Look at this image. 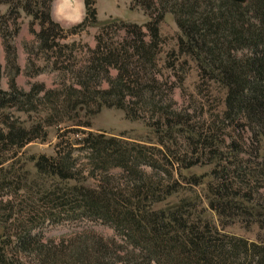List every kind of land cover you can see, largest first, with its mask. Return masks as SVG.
Segmentation results:
<instances>
[{"label":"trees","instance_id":"1","mask_svg":"<svg viewBox=\"0 0 264 264\" xmlns=\"http://www.w3.org/2000/svg\"><path fill=\"white\" fill-rule=\"evenodd\" d=\"M53 1L0 0V5L9 6L4 23L16 21L19 10L33 17L42 27L37 36L41 46L50 51L58 38L53 30L59 27L50 16ZM133 1L153 15L145 26L147 36L137 25H124L132 33L131 39L117 46L98 39L89 66L76 74L78 90L70 87L48 92L39 100L42 88H32L28 94L0 90V197L10 198L7 203L0 200V211L10 207L22 191L15 166L4 168L9 163L4 153L38 139L40 130L38 126H17V120L12 121L2 111L13 107L21 112L34 111L35 104H45L48 99L51 116H61L88 102L127 109L133 98L154 91L142 84L140 72L152 66L163 42L159 25L166 13L173 15L181 34L177 58L191 59L202 81L224 89L223 112L193 125L187 114H176L153 99L149 101L151 98L142 100L150 114L159 116L158 123L169 139L178 129L180 143L173 142L170 148L159 142L157 148L89 133L80 145L90 177L97 179L95 173L100 174L97 190L79 182L77 160L69 155L32 159L36 170L33 181L41 180L40 191L35 194L41 202L40 212L29 208L20 212L15 222L10 215L0 224V264H264V159L259 158L260 139L264 138V0H248L246 4L232 0ZM83 2L85 17L76 29L97 23L96 0ZM112 67L118 70L117 78L108 90L96 91L99 80ZM1 75L0 66V79ZM126 97L130 98L127 102ZM231 128L251 131L248 152L233 140L225 144L223 134ZM190 134H195L194 138ZM222 151L237 155L229 160ZM241 153L248 158L240 157ZM203 163L214 165L206 183L209 210L224 226L235 219L246 230L257 226L256 241L219 231L205 217L206 209L199 208L192 198L154 210L179 189L202 186L207 175L185 177L182 184L175 180L174 172ZM115 169L120 173L111 174ZM56 216L68 222L99 221L113 228L124 244L118 246L89 233H79L59 244L43 243L33 231Z\"/></svg>","mask_w":264,"mask_h":264},{"label":"rangeland","instance_id":"2","mask_svg":"<svg viewBox=\"0 0 264 264\" xmlns=\"http://www.w3.org/2000/svg\"><path fill=\"white\" fill-rule=\"evenodd\" d=\"M61 1L63 0H54L51 4V19L59 27L53 30L58 38L55 41L56 47L50 51L42 48L37 37L42 31L39 21L19 10V18L16 21L7 20L4 23V19L9 16V6L0 5V66L2 74L0 90L3 92L8 93L15 90L28 94L32 88H42V92L37 97L39 100L48 92H60L70 87L78 90L76 74L83 72L89 66L92 54L99 44L98 39L115 46L131 39L132 33L125 30L124 25H137L147 36L145 26L153 16L133 0H96L97 23H89L82 29H76V26L85 17L83 0H67V11L70 10L78 15L75 19H71L67 15H65L66 17L61 16L63 15L60 13ZM79 4L81 12L78 10ZM58 12L61 15L58 16ZM159 29L163 42L156 51L152 66L147 65L146 71L140 72L142 84H147L148 88L154 91L148 90L150 94L148 92L142 94V99L133 98L127 109L122 110L103 105L99 107L88 102L87 104L79 103L73 111L69 110L62 113L61 116L56 114L51 116L49 113L51 102L48 99L45 104H35L36 110L34 111L21 112L17 107L5 108L2 111L4 115L8 114L12 121L17 120V126L26 129L38 126L40 130L38 139H34L22 149H11L4 153L3 158L9 160L4 168H8L11 164L15 166L14 171L22 181V191L12 199L10 207L0 211L2 213L0 224L6 221L10 215L15 222L20 212L29 208L34 212H40L38 206L41 205V202H39V198L35 197V194L40 191L41 187L38 185H41V180L33 181L36 177V170L32 159H38L41 156L56 159L69 155L72 160H77L76 170L79 182L87 188L97 190L100 174L95 173L97 179L90 177L86 153L80 145L89 133L157 148H159V142H164L169 147L176 141L179 144L180 137L176 135L178 129H175L172 139H169L165 134V129L158 123L159 116L150 114L142 100L151 98L149 101L153 99V103L165 105L176 114H187L191 119L190 124L193 125H197V122L210 121L212 117L223 112L224 89L215 83L208 84L202 81L196 64L191 59L177 58L178 39L181 34L173 15L166 13ZM144 41L148 42L149 38H145ZM7 46L10 48L7 49ZM117 76L118 70L114 67L109 68L105 76L99 80L95 90H108L110 82L114 81ZM11 84L14 85L13 88H11ZM129 100L130 98L126 97L125 101ZM24 110L26 109L24 108ZM194 132L196 133V130ZM184 136H188V133ZM194 136L195 134L189 135L192 138ZM223 136L225 144L228 145L233 140L240 143V146L245 148L243 150L248 152L252 138L249 129H242L238 132L232 128L227 129ZM173 149H176L175 152H179L177 146H174ZM222 152L229 160L237 155L236 152ZM242 156L248 158L245 153H241L240 157ZM259 158L260 161L264 159V138L260 139ZM175 166L177 167V165ZM213 169V164L206 163L193 166L189 170H178L177 168L174 172L175 180L182 184V179H186L185 177L187 179L191 176L207 175V177L202 186L187 185L186 188L179 189V193L168 198L165 203L155 205L154 210L163 209L167 204H176L184 198H192L196 200L199 208L206 209L205 217L219 231L249 241H256L259 234L257 226L246 230L239 219L224 226L219 217L209 210L206 183L209 180L208 175ZM147 171L150 172L149 169ZM110 173L119 174L120 171L115 169ZM0 200L7 203L10 198L8 195H3ZM36 218L41 220L40 215H36ZM12 232L14 233V231ZM33 233L38 235L43 243L50 241L53 244H59L60 241L72 238L79 233H89L113 241L118 246L124 244V240L117 235L113 228L92 220L68 222L56 216V219L54 218L52 221L45 220Z\"/></svg>","mask_w":264,"mask_h":264},{"label":"crops","instance_id":"3","mask_svg":"<svg viewBox=\"0 0 264 264\" xmlns=\"http://www.w3.org/2000/svg\"><path fill=\"white\" fill-rule=\"evenodd\" d=\"M80 7H81V5L79 4V6H78V10L80 11ZM61 11H60V13L61 14H63V15H61L59 12V14H58V16L59 15H61L62 17H66L65 15H67V16H69L71 19H75L78 15H76V13L75 12H72V11H70V10H68L67 11V9H68V3H67V0H63V1H61ZM57 12V11H56ZM81 12V11H80ZM60 16V17H61Z\"/></svg>","mask_w":264,"mask_h":264},{"label":"water","instance_id":"4","mask_svg":"<svg viewBox=\"0 0 264 264\" xmlns=\"http://www.w3.org/2000/svg\"><path fill=\"white\" fill-rule=\"evenodd\" d=\"M232 1L237 4H246L248 0H232Z\"/></svg>","mask_w":264,"mask_h":264}]
</instances>
